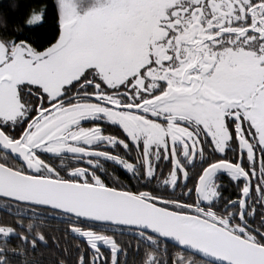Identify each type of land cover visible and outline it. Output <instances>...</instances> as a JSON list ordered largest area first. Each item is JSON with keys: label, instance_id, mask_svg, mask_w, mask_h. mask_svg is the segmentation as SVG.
<instances>
[{"label": "snow or ice", "instance_id": "snow-or-ice-1", "mask_svg": "<svg viewBox=\"0 0 264 264\" xmlns=\"http://www.w3.org/2000/svg\"><path fill=\"white\" fill-rule=\"evenodd\" d=\"M0 211V264H43L48 218L55 264H264V0L0 20Z\"/></svg>", "mask_w": 264, "mask_h": 264}, {"label": "flooded vegetation", "instance_id": "flooded-vegetation-1", "mask_svg": "<svg viewBox=\"0 0 264 264\" xmlns=\"http://www.w3.org/2000/svg\"><path fill=\"white\" fill-rule=\"evenodd\" d=\"M232 190H225V194L228 195ZM7 218L6 213L0 211V219ZM37 229L43 231L48 238V246H40L37 252H30V256H34L37 260H42L43 264H55L56 261L63 258V248L65 247V237H63V223L54 218H48L44 221L36 222ZM129 237H125L128 239ZM69 244L74 243L71 238H67ZM57 241L59 242V247H57ZM19 244V241L13 239L10 246L15 248ZM40 253H43L41 256ZM16 264H22V258H15Z\"/></svg>", "mask_w": 264, "mask_h": 264}, {"label": "trees", "instance_id": "trees-1", "mask_svg": "<svg viewBox=\"0 0 264 264\" xmlns=\"http://www.w3.org/2000/svg\"><path fill=\"white\" fill-rule=\"evenodd\" d=\"M36 2L37 0H0V20H6L9 26L22 23L29 9L35 7ZM52 28L54 21L49 17L43 28L28 35L35 39H46Z\"/></svg>", "mask_w": 264, "mask_h": 264}]
</instances>
